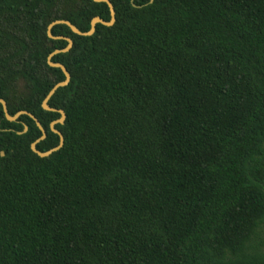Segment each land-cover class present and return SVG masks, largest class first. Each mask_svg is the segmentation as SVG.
Listing matches in <instances>:
<instances>
[{"label": "trees", "instance_id": "obj_1", "mask_svg": "<svg viewBox=\"0 0 264 264\" xmlns=\"http://www.w3.org/2000/svg\"><path fill=\"white\" fill-rule=\"evenodd\" d=\"M51 61L63 147L0 105V264H264V0H109ZM92 0H0V100L43 127L47 29ZM26 129V131H24ZM3 153V156H1Z\"/></svg>", "mask_w": 264, "mask_h": 264}, {"label": "water", "instance_id": "obj_2", "mask_svg": "<svg viewBox=\"0 0 264 264\" xmlns=\"http://www.w3.org/2000/svg\"><path fill=\"white\" fill-rule=\"evenodd\" d=\"M94 1L95 3H105L107 4L108 8H109V11H110V21L109 22H106L104 21L103 19L99 18V17H95L93 18V20L91 21V24H90V30L86 33H82L80 32L75 26H73L71 23L67 22V21H55L53 22L52 24H50L48 26V29H47V36L50 38V39H53V40H60V39H64L68 45L67 47L62 50V51H59V50H56L55 52H53L47 59V63L50 67L52 68H58L60 69L64 76H65V80L63 82H60L58 84H56L52 90L49 92V94L47 95V97L44 99V101L42 102V108L43 110L45 111H48V112H55V113H59L61 115L60 119L57 120V121H54L51 125H50V129L51 131L58 135L59 136V145L47 152H40L36 149V146L39 142L43 141L45 138H46V133L43 129V127L41 126V124L39 123V121L30 113H27L25 111H21V112H18L17 114H15L14 116H10L7 112V107H6V104L3 100H0V105L2 106L3 108V112H4V115H5V118L7 121L9 122H16L18 120L19 117L21 116H28L29 118H31L36 126L38 127V129L40 130V132L42 133V136L36 140L35 142H33L30 146V149L33 153H35L37 156H39L40 158H45V157H48L50 156L52 153L54 152H57L58 150H60L62 147H63V144H64V139H63V136L61 135V133L59 131H57L54 127L55 125L57 124H60L62 125L64 123V120H65V113L63 111H60V110H55L53 108H50L48 106V102L49 100L51 99V97L55 94V92L59 89V88H64L66 87L69 82H70V75L69 73L66 71L65 67L59 63H53L51 61V59L57 55V54H60V53H67L71 47H72V41L70 39H67V38H62V37H54L52 34H51V30L54 26L56 25H66L68 26L71 31L78 35V36H85V37H89V36H92L95 32V28H96V25L97 24H100V25H103V26H106V27H110L114 24L115 22V12H114V9H113V6L111 5V3L109 2V0H92ZM26 131V129L24 130ZM1 156H3V153H1Z\"/></svg>", "mask_w": 264, "mask_h": 264}]
</instances>
